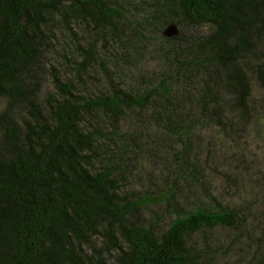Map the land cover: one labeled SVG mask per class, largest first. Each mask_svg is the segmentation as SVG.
Instances as JSON below:
<instances>
[{"label":"trees","instance_id":"1","mask_svg":"<svg viewBox=\"0 0 264 264\" xmlns=\"http://www.w3.org/2000/svg\"><path fill=\"white\" fill-rule=\"evenodd\" d=\"M258 96L264 0H0V264L199 263L194 234L243 223L179 204L209 194L190 138L264 130Z\"/></svg>","mask_w":264,"mask_h":264},{"label":"rangeland","instance_id":"2","mask_svg":"<svg viewBox=\"0 0 264 264\" xmlns=\"http://www.w3.org/2000/svg\"><path fill=\"white\" fill-rule=\"evenodd\" d=\"M64 64L67 65L65 61ZM58 68L63 76L65 67ZM100 88L103 89L100 85L91 86L82 90L81 94L88 96L97 93ZM258 97L264 99V96ZM190 142L192 152L201 154V172L197 177L201 179V175L204 176L209 194L203 197L196 193L192 196L187 190V181H179L176 188L182 187V194L189 197L179 204L188 209L202 199L205 207L210 209H234L243 223L239 229L216 228L194 234L189 243L196 250L197 264H261L264 262V188L261 182L264 174V130L252 129L248 134L228 131L222 135L204 124L195 128ZM136 160L130 162L135 166L127 172L131 176L137 172ZM154 176L156 180L158 176ZM156 181L159 187H153L154 193H160L162 188L170 185L162 183V179ZM123 186V190L133 186L140 188L138 184ZM171 216V209L159 204H148L141 211L145 224H152L157 232L167 228Z\"/></svg>","mask_w":264,"mask_h":264},{"label":"water","instance_id":"3","mask_svg":"<svg viewBox=\"0 0 264 264\" xmlns=\"http://www.w3.org/2000/svg\"><path fill=\"white\" fill-rule=\"evenodd\" d=\"M178 34V29L176 27L175 24H167L164 28V30L162 31V35L167 37V38H171L173 36H176Z\"/></svg>","mask_w":264,"mask_h":264}]
</instances>
